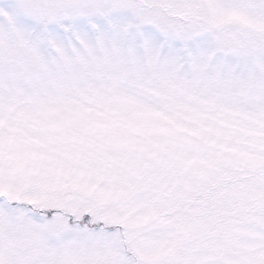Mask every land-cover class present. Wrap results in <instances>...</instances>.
Masks as SVG:
<instances>
[{
    "label": "snow or ice",
    "instance_id": "obj_1",
    "mask_svg": "<svg viewBox=\"0 0 264 264\" xmlns=\"http://www.w3.org/2000/svg\"><path fill=\"white\" fill-rule=\"evenodd\" d=\"M0 264H264V0H0Z\"/></svg>",
    "mask_w": 264,
    "mask_h": 264
}]
</instances>
